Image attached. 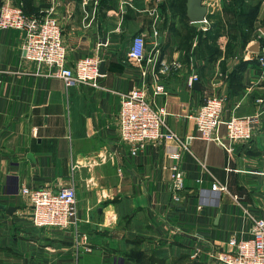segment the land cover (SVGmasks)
<instances>
[{"label": "crops", "instance_id": "obj_1", "mask_svg": "<svg viewBox=\"0 0 264 264\" xmlns=\"http://www.w3.org/2000/svg\"><path fill=\"white\" fill-rule=\"evenodd\" d=\"M32 1L53 7L67 63L96 54L105 70L100 86L65 85L52 66L24 55L22 29L0 28V203L15 206L0 208V264H223L209 250L228 249L230 237L249 235L252 219L264 217V115L251 140L230 152L197 136L188 115L213 91L195 71L200 64L189 62L198 53L185 51V43L197 46V36L186 40L188 27L200 25L187 17L169 26L164 0ZM153 26L159 52L143 83L126 51L137 33L151 49ZM250 67L236 93L219 84L227 97L223 117L257 110L261 89L248 88ZM193 71L199 79L188 86ZM156 84L167 94H153ZM135 85L153 105L165 102L166 122L186 147L161 139L133 154L119 140L118 94ZM220 133L228 142L224 126ZM173 164L184 172L178 202L169 189ZM66 185L76 190V221L65 228L34 225L22 187Z\"/></svg>", "mask_w": 264, "mask_h": 264}, {"label": "built area", "instance_id": "obj_2", "mask_svg": "<svg viewBox=\"0 0 264 264\" xmlns=\"http://www.w3.org/2000/svg\"><path fill=\"white\" fill-rule=\"evenodd\" d=\"M87 3L88 0H82L83 6ZM8 27L24 31V40L21 45L24 55L36 62L52 66L50 73L61 77L65 85L89 83L100 86L98 83V77L101 74L99 66L102 58L100 56L86 54L77 58L73 64L67 63L62 28L53 15L52 6L41 8L37 14H28L24 12L21 3L4 0L0 2V28ZM152 35L154 40L151 49H147L143 33H137L133 35L126 51L128 59L139 66L143 83L149 71L148 66L155 64L159 52L156 47L158 32L155 26L152 27ZM101 44L100 41L97 43L99 46ZM249 51L252 54L246 55L247 58H254L256 62L250 67L252 75L248 88L256 86L261 89L260 93L254 96V102L258 105L257 110L244 115L231 112L227 117H223L227 97L220 90L214 89L206 95L196 110L188 115L194 121L198 137L213 140L228 152L233 149L235 143L251 140L254 124L264 115V42L258 43L256 50ZM167 67L165 64L164 68ZM198 79L199 76L195 71L190 72L186 77V84L193 86ZM160 92L167 94V90L162 85L156 84L152 93ZM118 95L116 117L119 140L128 146L131 153L137 154L149 141L161 139H175L183 147L187 146L185 139L181 140L179 135L168 126L165 102L153 105L146 96L145 88L140 85L119 92ZM222 126L225 128L228 142L223 140L220 133ZM171 154L177 156L176 152ZM170 168L169 189L172 200L178 202L181 199L180 190L184 185V172L177 164L171 165ZM250 171L255 170L250 169ZM211 187L218 190L226 189L225 185L218 182H213ZM22 192L29 197L34 225L65 228L69 223L76 221V190L72 185L59 188L24 186ZM228 245L230 246L228 249H219L217 246L211 248L208 252L209 258L223 264H264V217H254L249 235L241 238L230 237ZM197 255L198 250L191 253V257Z\"/></svg>", "mask_w": 264, "mask_h": 264}, {"label": "rangeland", "instance_id": "obj_3", "mask_svg": "<svg viewBox=\"0 0 264 264\" xmlns=\"http://www.w3.org/2000/svg\"><path fill=\"white\" fill-rule=\"evenodd\" d=\"M164 2V10L167 12L165 20L169 26L176 22H189L184 15L177 13L176 7L179 5V0H164ZM202 2L207 6L204 19L193 21L194 23L191 24L200 25L199 31L204 34L212 30L214 37L209 38L207 35L204 39L210 46L218 48L219 52L215 56H209V52H205L206 47H204V55H201L199 47L193 46L192 50L191 45H186L185 51H188L190 55L194 51L198 53L199 59L196 60L194 56L193 60L189 59V62L192 66L199 63V66H195V71L208 81L212 90H218L222 82L227 83L229 87L233 67L239 61L245 60L244 56L247 54L251 56L250 46L256 42H264V35L260 30V26L264 24V0H236L231 5V0H202ZM251 6H256L257 10L249 20L245 18L243 12L249 11ZM173 34L179 36L176 31H173Z\"/></svg>", "mask_w": 264, "mask_h": 264}, {"label": "trees", "instance_id": "obj_4", "mask_svg": "<svg viewBox=\"0 0 264 264\" xmlns=\"http://www.w3.org/2000/svg\"><path fill=\"white\" fill-rule=\"evenodd\" d=\"M32 2H33L32 0H17V3H21V6H22L24 12H26L28 14L39 13L41 7H39L37 5H33ZM235 2H236V0H231L230 5L234 4ZM162 6H163V9H165V3H162ZM176 8H177V13L184 15V17L187 18V16H186V0H179V5ZM180 8H182V9H180ZM256 10H257L256 6H251L250 10L243 12V14H244L246 19L250 20V18L253 16V14L255 13ZM193 35L197 36V46L200 49L201 55H204V50H203L204 47H206L205 52H209V56L210 55L215 56L216 53L219 52L218 48L210 46V44L205 42V39H204V37H206L207 35L209 36V38L214 37L212 30L207 31V34H206V32L204 34L203 32L197 30L194 26H189L187 29L186 40L188 38L190 39V37H192ZM189 39L187 41H189ZM185 45H187V44L185 43ZM255 62H256V60L254 58L245 59V60L239 61L233 67V69L230 73V78H229V80H230L229 81V87L231 88V91L233 93H236V91L243 86V83H242L243 72L245 71L247 66L253 65V64H255ZM139 253H140V251L137 252L136 254H139Z\"/></svg>", "mask_w": 264, "mask_h": 264}, {"label": "water", "instance_id": "obj_5", "mask_svg": "<svg viewBox=\"0 0 264 264\" xmlns=\"http://www.w3.org/2000/svg\"><path fill=\"white\" fill-rule=\"evenodd\" d=\"M202 0H186V15L190 21H198L203 19L207 7L205 4H202ZM260 30L264 34V24L260 26ZM258 42L252 44L250 49L256 50ZM100 72H104L103 62H100L99 66ZM0 208L4 209L7 212H12L15 209V206L7 205L5 206L4 203H0Z\"/></svg>", "mask_w": 264, "mask_h": 264}]
</instances>
